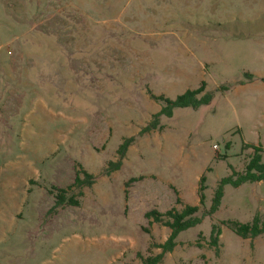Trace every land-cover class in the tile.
Listing matches in <instances>:
<instances>
[{"label":"rangeland","instance_id":"rangeland-1","mask_svg":"<svg viewBox=\"0 0 264 264\" xmlns=\"http://www.w3.org/2000/svg\"><path fill=\"white\" fill-rule=\"evenodd\" d=\"M263 77L264 0H0V264L159 253L170 229L146 213L199 204L205 175L202 214L219 180L244 170L246 144L264 148ZM202 82L208 104L139 133L163 106L152 95ZM81 167L92 184L69 188ZM61 188L79 204L55 206ZM255 215L264 180L225 185L158 264H264V233L243 239L225 223Z\"/></svg>","mask_w":264,"mask_h":264},{"label":"trees","instance_id":"trees-1","mask_svg":"<svg viewBox=\"0 0 264 264\" xmlns=\"http://www.w3.org/2000/svg\"><path fill=\"white\" fill-rule=\"evenodd\" d=\"M248 75L249 76L247 80L253 79L252 74ZM262 80H264V77L262 78ZM229 86L230 84L223 85L221 89L227 90ZM152 96L155 99L161 101L163 103V106L158 112L152 115V118L148 122V124L140 130V134L157 128L159 126V117L162 115L171 117L173 114V109L175 107L198 108L203 104H208L212 98V93L205 91V83L202 82L198 88L188 89L184 93L177 95L174 99H169L162 95ZM134 139V136L127 137L120 144L118 148L119 159L115 163V168H119V166L121 165L122 158L124 157L128 146L134 141ZM246 145L252 147L253 154L250 156V159L245 164L244 170L242 172H236L233 170L230 175H227L219 180L213 191L211 203L208 210L204 211L202 214H199L200 206L204 205V189L206 188L204 184L206 177L205 175H201L199 178V186L197 190L199 204H186L181 210H177L176 208L172 207L164 213L158 212L155 209L150 210L146 213V216L151 217L154 221H163L164 224L169 227L170 233L165 241L157 244V247L161 249L160 252L155 255H148L146 257H142V264L160 263L164 254L167 252H171L176 246V238L180 232L199 224L205 214L211 215L215 213L219 209V206L221 204L224 195L225 185L230 184L233 187H238L245 182L252 183L264 180V148L261 145ZM93 178V174L87 172L81 167L76 172L74 182L69 185V188L72 186H89L92 184ZM65 194L66 190L64 188L58 190V193L56 194L55 206L63 205L65 202L72 205L79 204V200L73 195L67 197ZM79 194H82V192L80 191ZM225 223L229 228L233 230V232H235L238 236L243 239H252L264 233V219H261L259 215L253 216V218L247 222H239L232 220L227 221ZM220 234L221 227L217 224H213L209 238V243L211 246L218 248Z\"/></svg>","mask_w":264,"mask_h":264},{"label":"built area","instance_id":"built-area-1","mask_svg":"<svg viewBox=\"0 0 264 264\" xmlns=\"http://www.w3.org/2000/svg\"><path fill=\"white\" fill-rule=\"evenodd\" d=\"M215 146V145H214ZM216 147V146H215Z\"/></svg>","mask_w":264,"mask_h":264}]
</instances>
